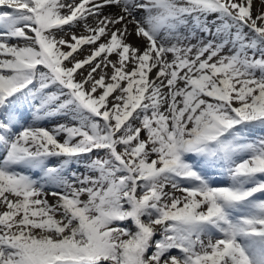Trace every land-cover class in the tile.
<instances>
[{
	"label": "snow or ice",
	"instance_id": "obj_1",
	"mask_svg": "<svg viewBox=\"0 0 264 264\" xmlns=\"http://www.w3.org/2000/svg\"><path fill=\"white\" fill-rule=\"evenodd\" d=\"M0 264H264V0H0Z\"/></svg>",
	"mask_w": 264,
	"mask_h": 264
},
{
	"label": "rangeland",
	"instance_id": "obj_2",
	"mask_svg": "<svg viewBox=\"0 0 264 264\" xmlns=\"http://www.w3.org/2000/svg\"><path fill=\"white\" fill-rule=\"evenodd\" d=\"M81 171H83V168H81Z\"/></svg>",
	"mask_w": 264,
	"mask_h": 264
}]
</instances>
